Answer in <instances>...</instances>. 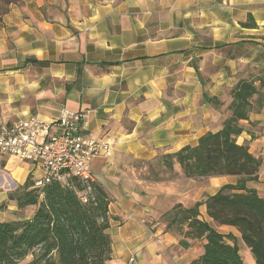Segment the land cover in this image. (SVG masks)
Returning <instances> with one entry per match:
<instances>
[{
  "label": "crops",
  "instance_id": "1",
  "mask_svg": "<svg viewBox=\"0 0 264 264\" xmlns=\"http://www.w3.org/2000/svg\"><path fill=\"white\" fill-rule=\"evenodd\" d=\"M250 16L253 27L244 24ZM240 80H255L264 93V0H19L0 18V124L55 121L68 108L85 114L82 136L113 141L111 156L89 162L110 198L107 264H192L203 255L204 242L182 248L163 215L238 177L188 178L178 161L169 170L160 159L219 131ZM257 98L236 140L261 158L246 186L264 196ZM30 176L41 177V168L0 151V204ZM7 208L9 219L19 218L14 201ZM199 210L212 221L205 204ZM213 224L256 264L236 226Z\"/></svg>",
  "mask_w": 264,
  "mask_h": 264
},
{
  "label": "trees",
  "instance_id": "2",
  "mask_svg": "<svg viewBox=\"0 0 264 264\" xmlns=\"http://www.w3.org/2000/svg\"><path fill=\"white\" fill-rule=\"evenodd\" d=\"M252 21L244 23L255 26ZM255 80H240L232 89L231 115L217 131L200 137L196 146L187 145L174 153L163 155L166 169L178 161L188 178L235 175L238 183L226 184L214 194L192 206L175 205L162 218L166 229L179 237L182 248L203 241L205 251L192 264H247L232 234L218 231L217 225H233L251 249L256 264H264V196L246 182L255 179L262 160L249 151L248 144L237 143L243 131L240 120L248 119L261 107L264 93ZM217 103V99L210 98ZM71 185L51 181L36 186L30 176L9 194L0 209L14 201L18 215L29 206H36L26 218L0 219V264H18L32 257L28 264H107L112 258L113 242L108 232L111 215L110 198L99 183L88 184L70 177ZM87 193V201L84 196ZM205 204L212 221L201 218L200 206ZM233 240L230 243L228 240Z\"/></svg>",
  "mask_w": 264,
  "mask_h": 264
},
{
  "label": "built area",
  "instance_id": "3",
  "mask_svg": "<svg viewBox=\"0 0 264 264\" xmlns=\"http://www.w3.org/2000/svg\"><path fill=\"white\" fill-rule=\"evenodd\" d=\"M84 123L83 112L65 108L55 121L31 116L13 125L0 124V151L39 166L42 176L34 179L36 186L51 181L71 185L70 177L76 176L88 184V193L95 181L89 162L100 155L111 156L113 141L82 136ZM53 127L61 131L52 132Z\"/></svg>",
  "mask_w": 264,
  "mask_h": 264
},
{
  "label": "rangeland",
  "instance_id": "4",
  "mask_svg": "<svg viewBox=\"0 0 264 264\" xmlns=\"http://www.w3.org/2000/svg\"><path fill=\"white\" fill-rule=\"evenodd\" d=\"M18 2H19V0H0V18L3 16V14H4L5 12L8 11V9H9L12 5L17 4ZM7 207H8V206H6L4 209H0V210H1V212H0V218H1V219H9L10 217H12L13 214H15V213H12L11 211L7 210V209H8ZM3 210H5V211H3ZM28 214H29L28 211H25V210H24V212H22V213L19 214V215H20V216H27ZM17 215H18V213H17ZM19 215H18V216H19ZM245 247H246V246H245ZM250 253H251V252H250ZM241 255L243 256V258H246V259L248 258V257H247L248 254H247V252L245 251V248L243 249ZM31 259H32V257L30 256V257H28L27 259L20 261L18 264H28V263L30 262Z\"/></svg>",
  "mask_w": 264,
  "mask_h": 264
}]
</instances>
